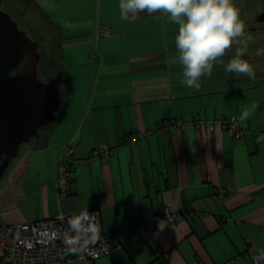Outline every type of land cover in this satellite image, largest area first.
<instances>
[{
  "label": "crops",
  "instance_id": "crops-1",
  "mask_svg": "<svg viewBox=\"0 0 264 264\" xmlns=\"http://www.w3.org/2000/svg\"><path fill=\"white\" fill-rule=\"evenodd\" d=\"M240 1L233 0L244 37L213 62L196 91L183 83L176 59L178 25L159 10L133 20L121 18L119 0H31L29 8L55 32L45 46L58 55L63 104L3 176L0 225L98 209L102 231L121 248L92 264H252L264 249V61L256 56L264 33L251 31ZM248 37L243 59L254 78L226 73ZM229 116L245 131L241 138L221 127ZM139 132L150 134L120 142ZM69 141L75 156L89 161L73 171L70 193L59 199L55 170ZM103 142L112 149L105 160L92 155ZM167 211L178 218H156Z\"/></svg>",
  "mask_w": 264,
  "mask_h": 264
},
{
  "label": "clouds",
  "instance_id": "clouds-1",
  "mask_svg": "<svg viewBox=\"0 0 264 264\" xmlns=\"http://www.w3.org/2000/svg\"><path fill=\"white\" fill-rule=\"evenodd\" d=\"M122 19H135L139 12L153 13L159 10L178 25L175 48L179 64L183 68V83L199 91L200 78L211 74L213 62L223 57L238 38L244 37L245 24L233 0H119ZM251 37L244 39L233 58L225 65V72L254 78L253 66L243 57L248 54ZM257 56H264V49L256 50ZM256 108L242 110L240 120L246 121ZM95 229L83 226L79 217L69 220V231L64 244L70 253L83 250L82 240ZM252 264H264V249L257 250Z\"/></svg>",
  "mask_w": 264,
  "mask_h": 264
},
{
  "label": "built area",
  "instance_id": "built-area-1",
  "mask_svg": "<svg viewBox=\"0 0 264 264\" xmlns=\"http://www.w3.org/2000/svg\"><path fill=\"white\" fill-rule=\"evenodd\" d=\"M103 35H110L109 29L99 30ZM176 121V122H175ZM177 126L184 124V120H174ZM196 124H204L212 129L214 122H201L194 118ZM221 127L227 130L234 138H241L244 130L239 127L235 116H229L220 121ZM150 133L139 132L125 135L120 142H137L140 138ZM112 149L106 143H100L92 155L106 159ZM88 159H79L75 156L74 144L67 142L55 170V187L59 199L67 197L71 190L73 171L84 164ZM79 217L86 228L95 229V235L91 232L82 240L83 250L70 253L64 244V238L69 231V220ZM166 218L175 221L178 216L167 211L156 218ZM147 229L140 230V235L145 238ZM121 245L116 237L104 233L101 228L100 212L98 209L86 210L78 213L65 214L44 220L21 222L15 224L0 225V264H66L72 258L78 259L84 264H92L96 259L118 251Z\"/></svg>",
  "mask_w": 264,
  "mask_h": 264
},
{
  "label": "water",
  "instance_id": "water-1",
  "mask_svg": "<svg viewBox=\"0 0 264 264\" xmlns=\"http://www.w3.org/2000/svg\"><path fill=\"white\" fill-rule=\"evenodd\" d=\"M41 59L39 42L0 0V182L20 148L54 123L62 108L56 84L39 76Z\"/></svg>",
  "mask_w": 264,
  "mask_h": 264
},
{
  "label": "rangeland",
  "instance_id": "rangeland-1",
  "mask_svg": "<svg viewBox=\"0 0 264 264\" xmlns=\"http://www.w3.org/2000/svg\"><path fill=\"white\" fill-rule=\"evenodd\" d=\"M31 0H2V8L9 12L10 14L13 15L12 12H15L14 14H16L17 18L14 17V19L18 22V24L20 25V27L22 29H24L28 35L30 37H32L33 39L37 40L40 44V53L42 58H44L45 56L50 58L56 57V59L58 58V55H51L50 52L47 53L48 49H46L45 44L49 43L50 38L48 37V34L50 32V28H48L46 21L42 20V18L31 8V4L34 6L33 2L30 3ZM238 4L241 3L240 0H237ZM4 2V3H3ZM243 3L246 4L245 9H246V13L247 15H249L250 19H254L257 14L262 10L263 6H264V0H245L243 1ZM253 4V9L251 7V5ZM241 5H238V8ZM31 7V8H29ZM250 9V11H248L247 9ZM54 29L51 30L50 34L55 33L53 31ZM55 39V38H54ZM45 54V56L42 55ZM39 76L42 80L47 81L48 76L44 73V71L42 70V72H40L39 70ZM45 127H49V126H45ZM44 129V127L42 128Z\"/></svg>",
  "mask_w": 264,
  "mask_h": 264
},
{
  "label": "trees",
  "instance_id": "trees-1",
  "mask_svg": "<svg viewBox=\"0 0 264 264\" xmlns=\"http://www.w3.org/2000/svg\"><path fill=\"white\" fill-rule=\"evenodd\" d=\"M48 52H50L51 55H57L56 53H53L51 51H47V53ZM42 55L45 56V54L43 53ZM58 67H59L58 58L56 59V57H53L49 59L48 57L45 56L44 58L41 59L39 70L40 72H42V70L44 71V73L48 76L47 80H50L51 82L56 84V82L58 81V76H57Z\"/></svg>",
  "mask_w": 264,
  "mask_h": 264
},
{
  "label": "flooded vegetation",
  "instance_id": "flooded-vegetation-1",
  "mask_svg": "<svg viewBox=\"0 0 264 264\" xmlns=\"http://www.w3.org/2000/svg\"><path fill=\"white\" fill-rule=\"evenodd\" d=\"M264 11V6L262 8V10L257 14V16L251 20L250 22V29L253 32H263L264 33V20L260 21L258 20V17L260 16V14ZM262 49H264V44H262ZM257 56V55H256ZM257 58V57H254ZM259 58L261 60L264 61V56H259Z\"/></svg>",
  "mask_w": 264,
  "mask_h": 264
}]
</instances>
